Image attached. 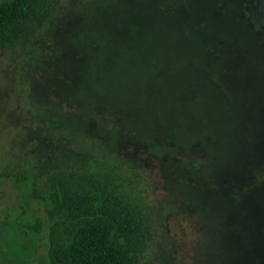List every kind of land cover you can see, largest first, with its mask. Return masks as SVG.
<instances>
[{
	"label": "rangeland",
	"instance_id": "rangeland-1",
	"mask_svg": "<svg viewBox=\"0 0 264 264\" xmlns=\"http://www.w3.org/2000/svg\"><path fill=\"white\" fill-rule=\"evenodd\" d=\"M19 169L0 264H46L31 181L95 178L149 223L134 264H264V0H61L27 54L0 46V173Z\"/></svg>",
	"mask_w": 264,
	"mask_h": 264
},
{
	"label": "trees",
	"instance_id": "trees-1",
	"mask_svg": "<svg viewBox=\"0 0 264 264\" xmlns=\"http://www.w3.org/2000/svg\"><path fill=\"white\" fill-rule=\"evenodd\" d=\"M60 2L1 0L0 46L16 45L27 54ZM88 75H93L92 71ZM94 85L99 94L106 87L103 80ZM113 87L114 94L127 92L126 85L115 84ZM185 164L195 166L191 161ZM0 174L16 183H25L28 178L20 169ZM26 193L44 209L46 264H134V258L144 251L150 238L149 223L141 211L129 203L119 186L100 178L87 185L77 181L64 182L45 191L37 189L31 181ZM41 226L39 218L24 225L34 232Z\"/></svg>",
	"mask_w": 264,
	"mask_h": 264
}]
</instances>
